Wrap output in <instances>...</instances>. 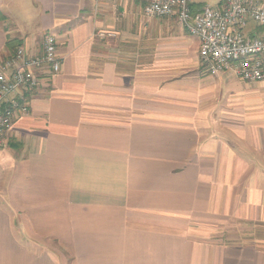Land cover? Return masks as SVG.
<instances>
[{"label":"crops","instance_id":"crops-1","mask_svg":"<svg viewBox=\"0 0 264 264\" xmlns=\"http://www.w3.org/2000/svg\"><path fill=\"white\" fill-rule=\"evenodd\" d=\"M145 5L0 0V62L62 61L0 142V264H264L262 86Z\"/></svg>","mask_w":264,"mask_h":264},{"label":"built area","instance_id":"built-area-1","mask_svg":"<svg viewBox=\"0 0 264 264\" xmlns=\"http://www.w3.org/2000/svg\"><path fill=\"white\" fill-rule=\"evenodd\" d=\"M99 3L101 0H95ZM149 18L173 17L200 40L203 68L212 75L232 71L246 82L264 81V36L246 32L252 22L264 27L263 0H224L220 6H193L194 0H145ZM97 32L94 37H112ZM58 39L48 33L40 53L19 46L0 62V142L13 130L18 118L30 110L31 95L43 76L61 70Z\"/></svg>","mask_w":264,"mask_h":264},{"label":"rangeland","instance_id":"rangeland-1","mask_svg":"<svg viewBox=\"0 0 264 264\" xmlns=\"http://www.w3.org/2000/svg\"><path fill=\"white\" fill-rule=\"evenodd\" d=\"M256 84H260L261 86H262V88L260 89V90H263V91H258V93H255L254 92V96H255V98H256V95L258 96V99H257V101L259 102V103H262L263 104V108H264V81L263 82H257ZM254 101H256V100H254ZM261 105V104H260ZM254 111V110H253Z\"/></svg>","mask_w":264,"mask_h":264},{"label":"trees","instance_id":"trees-1","mask_svg":"<svg viewBox=\"0 0 264 264\" xmlns=\"http://www.w3.org/2000/svg\"><path fill=\"white\" fill-rule=\"evenodd\" d=\"M12 44V40H9L8 42V46H10Z\"/></svg>","mask_w":264,"mask_h":264}]
</instances>
